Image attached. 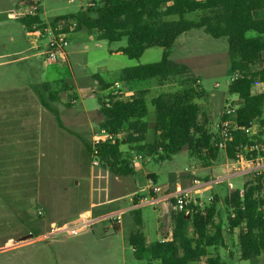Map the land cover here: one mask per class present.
<instances>
[{
  "label": "rangeland",
  "instance_id": "rangeland-1",
  "mask_svg": "<svg viewBox=\"0 0 264 264\" xmlns=\"http://www.w3.org/2000/svg\"><path fill=\"white\" fill-rule=\"evenodd\" d=\"M20 1L0 0V88L28 85L34 90L23 89L0 97V101H6L5 107L0 103V115L5 114L9 118L17 114L22 118L20 133L13 140H16L18 146L11 151L0 150V166L2 164L6 167L4 173L0 171V245H3L0 246V264H143L136 259L129 243V236L135 229L132 212L119 211L123 213L120 216L121 223L115 226L104 217L109 215L107 213L128 205L127 195L131 191L142 195L143 199L151 198L147 189L151 185L147 180V173H154L156 182L153 183L166 189L170 184L187 181L194 173L195 164L203 165V162L192 158L187 148L179 151L172 159L147 157L145 161L134 165V177H119L127 182L123 185L114 180L116 176L110 171L92 164L93 158L87 145L92 146L94 137L103 131L100 122L107 115L101 111V99L110 95L113 90H101L95 76L110 82L116 72L123 68L160 61L164 50L161 47H151L141 58L130 59L123 53L116 52L127 45L126 38L109 43L98 40L90 31L79 30L68 34L67 58L50 61L45 55L47 40L31 34L20 21L19 13L23 7ZM97 1L43 0L39 9L40 16L48 23L57 16L77 13ZM10 13H14L15 17L9 16ZM255 16L262 17L264 13L256 12ZM186 18L193 20L196 14H188ZM249 35L255 33L250 32ZM31 40L36 41L30 44ZM23 43L26 47L24 49L31 46L34 49L17 53ZM38 44L45 46L38 50L34 47ZM28 55L35 57L18 60ZM170 58L188 65L190 72L197 76V81L189 84L179 78L178 82L166 85L157 81L140 84L141 88L149 89L145 96L146 119L150 126L148 141H152L154 135L152 100L189 87L204 91L200 98L195 99V103L202 109V118H207V127L215 132L225 106L238 103V96L228 91L233 72L230 68L227 38L215 39L201 29H193L176 40L171 48ZM55 81L60 82L59 86L53 85L55 90L63 82L67 83L71 87L69 94L74 97V100L70 99L68 92H61L59 100L50 102L59 112L66 128L58 125L56 117L43 106L39 97V93L47 96L42 85ZM255 88L257 91L261 90L259 84ZM135 91L129 88L128 92H132L133 96ZM84 93L89 94V97H85ZM68 103L72 105L68 106ZM75 111L91 116V125L75 127ZM50 124L61 132L57 133ZM40 126L48 128V131H41ZM214 164V176L225 173L228 164L223 150ZM199 175L208 176L209 171L203 169ZM256 178L258 177L250 174L224 180L214 185V190L207 192L202 199L209 204L208 197L212 192L221 189L226 192L229 183L233 184L234 189L243 190L248 179L257 180ZM131 179L136 183L133 190L128 182ZM109 185L117 190L122 200L112 205L100 204L105 199L100 189ZM261 195L264 197V189ZM157 202L142 208V218L149 230L144 231L149 242L161 237L158 233L159 226H162L160 232H163L172 223L174 210L171 203L167 201L156 204ZM219 210L222 211L218 220L226 226L225 205H220ZM81 214H91L97 220L76 235L65 232L48 235L52 227L58 228ZM121 225L122 231H116ZM25 235H31V240L21 242ZM39 235L47 236L41 239ZM38 237L40 239L34 240ZM223 248H212L210 251L220 254L225 264H253L251 260L240 258L237 236L231 237L229 248ZM258 261L263 262L264 256ZM205 263L206 260L203 259L194 264Z\"/></svg>",
  "mask_w": 264,
  "mask_h": 264
},
{
  "label": "trees",
  "instance_id": "trees-1",
  "mask_svg": "<svg viewBox=\"0 0 264 264\" xmlns=\"http://www.w3.org/2000/svg\"><path fill=\"white\" fill-rule=\"evenodd\" d=\"M256 12L264 13V0H98L94 6L77 13L53 18L49 24L56 27L64 21L66 32H70L67 23L75 21L74 31H90L98 40L112 43L126 38L127 45L117 51L130 59L141 58L151 47L164 50L160 61L123 68L110 82L95 76L103 91L110 90L116 81L126 82L130 89L136 90L126 100L112 95L101 99V111L107 117L100 122V127L115 138L97 146L100 166L116 177H129L135 174L131 162L133 151L145 158L159 156L167 160L184 148L203 165L218 160L222 150L214 145L216 133L207 127V118H202V109L195 103L204 91L194 87L152 100L154 135L153 140L148 141L150 126L146 119L145 96L149 89L141 88L140 84L157 81L166 85L178 82L179 78L189 84L197 81L188 65L170 58L176 40L193 29H201L215 39L227 38L232 74H240L228 84L229 93L238 96V103L231 104L237 108L236 123L239 127H248L257 122L262 127L258 136H249L240 129L234 132L233 141L224 151L228 162L238 161L242 153L249 156L245 147L253 146L256 141L264 143V16L256 17ZM191 13L196 14L193 20L186 18ZM20 21L27 29L35 23L47 25L40 11ZM250 32L255 35H249ZM55 84L59 86L60 82H45L42 89L47 96L39 93V97L43 106L56 117L58 125L66 128L50 102L59 100L61 92H68L70 99L74 97L70 96L71 87L67 83L63 82L56 90ZM258 84L260 91L255 88ZM84 96L89 97V94L84 93ZM87 150L92 155V146L87 145ZM252 153L258 155L256 151ZM256 179L248 180L243 190L234 189L224 198L226 226L218 220V199L213 197L203 207L192 203L194 211L190 215L173 211L172 225L164 237L149 242L141 209L132 210L135 229L129 236V243L136 259L143 264H194L203 259L205 264H225L221 255L213 254L210 249L223 246L226 235L239 229L240 258L264 264L258 261L264 256L263 175ZM138 203L136 199L134 204Z\"/></svg>",
  "mask_w": 264,
  "mask_h": 264
},
{
  "label": "built area",
  "instance_id": "built-area-1",
  "mask_svg": "<svg viewBox=\"0 0 264 264\" xmlns=\"http://www.w3.org/2000/svg\"><path fill=\"white\" fill-rule=\"evenodd\" d=\"M43 0H28V2L20 9L19 18L27 17V16H35L40 10V5ZM89 6H94V2L89 4ZM12 17H15V14L12 15ZM65 24L66 22L61 21L59 22L56 27L47 24L45 26H40L37 23L33 24L31 28L28 29L31 34H34L39 39H46V58L50 61L58 60L59 58H67V52L66 48L69 45L68 41V34L75 30L76 28V22L71 21L68 22V30L70 32L65 31ZM240 77V74L238 72L234 73L230 77V82H233L237 80ZM199 82V81H198ZM112 93L110 95L119 97L122 99H129L132 95V92L129 91V85L126 82H120L116 81L114 85L112 86ZM127 93V94H125ZM128 97V98H123ZM236 110L237 108L235 106H232L231 104H227L222 112L221 119L216 124L215 127V133H216V142L215 146L219 149L225 151L227 148L228 143L233 141L234 138V132L236 130H242L249 136H258L262 129H260V126L257 122H253L248 127H239L236 123ZM115 135L102 131L101 134H98L93 139L92 144V164L94 166L100 165V161L97 157L98 149L97 146L103 144L107 141L114 140ZM256 144L253 146L245 147V150L250 152L249 156H246L244 153L239 154L238 161L236 162H229L230 166L240 164L245 165L246 173H252L256 177L263 174L264 171V155H261V152H264V143L260 141H256ZM253 151L257 152V156L253 155ZM148 158H145L142 154L132 152V159L131 162L134 165H136L140 161H145ZM242 170V169H241ZM151 185H149V193L151 194V198L155 195H160L162 198L169 197L168 189H164L160 186H157L153 183L152 180L149 181ZM194 183L196 185H199L200 182L198 180H194ZM231 187V186H230ZM197 193H200V191H196ZM191 192L179 189L177 191L176 196L174 197L173 201V210L178 213H184L186 215H190L194 211L193 208H191L192 203H196L199 206H204L205 204L202 203L199 200H196L190 195ZM209 202L213 200V196H210L208 198ZM158 199L152 198L150 200V203L153 204L157 202ZM122 212L118 213H111L109 215H106L104 219L109 220L112 223V226L119 225L121 223L120 216L122 215ZM95 219L91 214H81L74 220H70L69 222L64 223L62 226L56 228L52 227L51 231L48 235H56L58 233H67L68 235H76L88 228L89 225H92ZM47 235H39L41 239H44ZM36 238L34 240H38L40 238Z\"/></svg>",
  "mask_w": 264,
  "mask_h": 264
},
{
  "label": "crops",
  "instance_id": "crops-1",
  "mask_svg": "<svg viewBox=\"0 0 264 264\" xmlns=\"http://www.w3.org/2000/svg\"><path fill=\"white\" fill-rule=\"evenodd\" d=\"M27 2H28V0H21L20 1V4L22 6H24ZM13 14L14 13H10L9 16L12 17ZM45 23L48 24L50 22H48V23L45 22ZM72 32H76V31H72ZM72 32H70V33H72ZM35 41L34 40H31L30 41V44H34L33 42H35ZM24 45L25 44L23 43V46L18 49L17 53L22 54L24 52H27V51H30V50L34 49L33 46H31V48L24 49V48H26V47H24ZM44 46H45L44 44H41V45L38 44V45H35L34 47L36 49H38V50H41V48H43ZM116 52L119 53L118 51H116ZM34 57L35 56H33V55H28L27 57L20 58L18 60L32 59ZM23 89H33V87L27 85V86L18 87V88H16V87H14V88L13 87H11V88H6V87L0 88V97L4 96L6 93L17 92V91L23 90ZM0 103H1V106L2 107H5V105H6V101L5 100H1ZM75 103H76V101H75ZM74 117L76 118V121H74L75 122V125L74 126L77 127V128H81V127L85 126L86 124L87 125H91V122H92L91 116L85 114L84 112L81 113L79 111H75ZM21 119H22L21 116H19L17 114L16 115H13V116H11L9 118H7V116L5 114H1L0 115V150H2L3 152L4 151H11V150L15 149L18 146V144H16L17 143L16 140L15 141H13V140L20 133L19 131L22 128V126H21L22 120ZM64 125H65V123H64ZM259 126H260V129H262V127H261L260 124H259ZM50 127L53 130H56V128H54L53 124H50ZM35 128H30V129L31 130L32 129L33 130H37ZM69 129H72V128H69ZM40 130L41 131H48V128L40 126ZM56 132L57 133H60L61 131H59L57 129ZM225 159H226L228 165H226L225 173H223L222 175L214 176L213 169H214V166H215V164H214L215 162L212 163L211 165H208V166L207 165H202V164H195V166H194V173L188 177L189 179L187 181L186 180H181V182L179 184H176V185H171L170 184L166 188V189H168L169 197L162 198L160 195H158V196H155L154 195L152 198L158 199V202L156 204H161V203H164V202H167L168 201V202L171 203V205L173 207L174 197L176 196L177 191L179 189H182V190H186V191L191 192L190 194L196 200H199L202 203H204L205 205H207L205 203V201H203L202 197L207 192H210V191L214 190V185H218L219 183L224 182V180H227V179H234V178L239 177V176H242V175L243 176H248V175L252 174V173H246L245 172V169H244V168H246L245 165L236 164V165L230 166V163L227 160L226 154H225ZM235 167H239V168L238 169H235ZM5 168H6L5 165H2L1 164L0 171L4 173ZM203 169L209 171V175L208 176H206V175H199V172H202ZM262 175H263V181H264V171H263V174ZM114 180L117 181L118 183L123 184V185H124V182L127 183L126 181H123V178L121 180V179H119V177H114ZM147 180H148V182L150 180H152L155 183L156 182V176H155V174L154 173H147ZM194 180H198L200 182V184L199 185H196L194 183ZM128 182L132 186L131 187L132 188L131 190H133L135 188V186H136L135 181L133 179H131ZM148 188H149V185L147 186V189ZM197 190L200 191V193H197L196 192ZM232 190H234V186H233L232 183H229V186H228L226 192L222 191V189H221V191H218V192L215 191V192H212L211 193L210 196L217 197V199H218V201H217V210L219 211V217L218 218H220L221 211H222V210L221 211L219 210V206L220 205H225L224 198ZM100 191H101V194L103 193V195H105L104 201L102 203H100V204L112 205V203H116V202H119V201L122 200L121 199L122 197H120V195H118L117 190L115 188H113L112 185L105 186L102 189H100ZM127 196H128V202H129L128 205H126L125 207L116 209L114 211H111V212H109L107 214L119 212L121 210H127V211H130L131 212L132 210H135V209H138V208H140L141 211H142V208L144 206L151 204L150 203V200L152 198H150L149 200L143 199V196L140 195V194H137V192H134V191L132 192L131 191V193L128 194ZM137 197H139L138 198L139 199V203L138 204H134V201L137 199ZM225 209H226V206H225ZM143 222H144V220H143ZM171 225H172V223H171ZM171 225L169 227H171ZM160 227H162V226H159L158 233L160 234L161 237L158 240H161L164 237V234L166 232L165 230H168L169 229L167 227L166 229H163V232H160ZM120 230L122 231V225L120 226ZM144 230L146 232L148 230L147 224H145V223H144ZM162 233H163V235H162ZM238 233H239V231H238V229H236L232 233L227 234L226 235V241H225L226 243L223 245V247L224 248H229V242H230L231 237L232 236H234V237L237 236V238H238ZM147 239H148V236H147Z\"/></svg>",
  "mask_w": 264,
  "mask_h": 264
},
{
  "label": "water",
  "instance_id": "water-1",
  "mask_svg": "<svg viewBox=\"0 0 264 264\" xmlns=\"http://www.w3.org/2000/svg\"><path fill=\"white\" fill-rule=\"evenodd\" d=\"M31 237H32L31 235H25V236H23V238H21V242L31 240Z\"/></svg>",
  "mask_w": 264,
  "mask_h": 264
}]
</instances>
